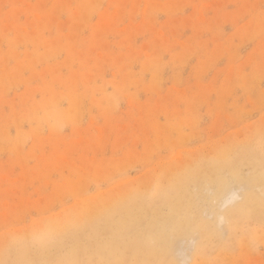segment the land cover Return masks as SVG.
<instances>
[{"label":"rangeland","instance_id":"374dc122","mask_svg":"<svg viewBox=\"0 0 264 264\" xmlns=\"http://www.w3.org/2000/svg\"><path fill=\"white\" fill-rule=\"evenodd\" d=\"M121 263L264 264V0H0V264Z\"/></svg>","mask_w":264,"mask_h":264},{"label":"bare ground","instance_id":"6f19581e","mask_svg":"<svg viewBox=\"0 0 264 264\" xmlns=\"http://www.w3.org/2000/svg\"><path fill=\"white\" fill-rule=\"evenodd\" d=\"M262 130V129H261ZM240 139V138H239ZM252 139V138H251ZM253 142V141H252ZM245 143V142H244ZM234 147V146H233ZM219 151V150H218ZM224 154V153H223ZM221 160V159H220ZM191 182V181H190ZM208 187V186H207ZM246 225V224H245ZM262 230V229H261ZM249 235V234H248ZM246 236V235H245ZM241 240V239H240ZM224 243V242H223ZM234 246H235V244H234ZM221 254V253H220ZM116 258H118V257H116ZM123 260V259H122ZM94 261V260H93ZM97 262V261H96ZM120 263V262H119ZM123 263V262H122ZM121 263V264H122ZM210 263V262H209Z\"/></svg>","mask_w":264,"mask_h":264}]
</instances>
